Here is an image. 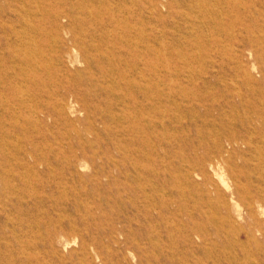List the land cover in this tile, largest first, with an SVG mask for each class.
<instances>
[{"label":"rangeland","instance_id":"1","mask_svg":"<svg viewBox=\"0 0 264 264\" xmlns=\"http://www.w3.org/2000/svg\"><path fill=\"white\" fill-rule=\"evenodd\" d=\"M24 3L0 264H264V0Z\"/></svg>","mask_w":264,"mask_h":264},{"label":"bare ground","instance_id":"2","mask_svg":"<svg viewBox=\"0 0 264 264\" xmlns=\"http://www.w3.org/2000/svg\"><path fill=\"white\" fill-rule=\"evenodd\" d=\"M19 4L24 7V0H0V134L8 139L9 143L3 142L12 151L18 146V115L22 111L31 112L38 108L31 104L32 83L38 81L33 74L48 66L45 62H39L37 57L39 51L30 19L24 13H15L20 9ZM67 41L70 45L59 53V62L65 53L77 47V33L72 32ZM69 108L67 100L60 102L54 111L60 114Z\"/></svg>","mask_w":264,"mask_h":264}]
</instances>
